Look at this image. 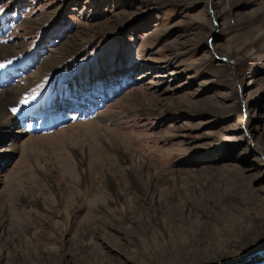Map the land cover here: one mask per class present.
Returning <instances> with one entry per match:
<instances>
[{"label": "rangeland", "instance_id": "374dc122", "mask_svg": "<svg viewBox=\"0 0 264 264\" xmlns=\"http://www.w3.org/2000/svg\"><path fill=\"white\" fill-rule=\"evenodd\" d=\"M0 8V264L264 250V0Z\"/></svg>", "mask_w": 264, "mask_h": 264}, {"label": "bare ground", "instance_id": "6f19581e", "mask_svg": "<svg viewBox=\"0 0 264 264\" xmlns=\"http://www.w3.org/2000/svg\"><path fill=\"white\" fill-rule=\"evenodd\" d=\"M14 94H15V92H14ZM11 99H12L11 97H8L7 99L4 100L0 97V131H1V129L8 128L11 125L10 121H13V119H14L13 116L9 113V110L7 109V104H9V102L6 103L7 101H10ZM98 127H100V126H98L97 124L96 125H94V124L90 125L89 128L91 130V133L93 132L94 135H102L101 133H103L104 129L102 126H101L102 128H100V129ZM85 128H87V126ZM263 261H264V250L262 249V251H260L256 255H254V256H252V257H250V258H248V259H246V260H244L238 264H262Z\"/></svg>", "mask_w": 264, "mask_h": 264}, {"label": "snow or ice", "instance_id": "6c2138e0", "mask_svg": "<svg viewBox=\"0 0 264 264\" xmlns=\"http://www.w3.org/2000/svg\"><path fill=\"white\" fill-rule=\"evenodd\" d=\"M4 11V9L3 8H0V13H2ZM0 67H3V65H0ZM35 97H33V99H34ZM24 103H27V100H25L24 101ZM13 111H16V109H13Z\"/></svg>", "mask_w": 264, "mask_h": 264}, {"label": "water", "instance_id": "95a60500", "mask_svg": "<svg viewBox=\"0 0 264 264\" xmlns=\"http://www.w3.org/2000/svg\"><path fill=\"white\" fill-rule=\"evenodd\" d=\"M262 264H264V261L262 262Z\"/></svg>", "mask_w": 264, "mask_h": 264}]
</instances>
